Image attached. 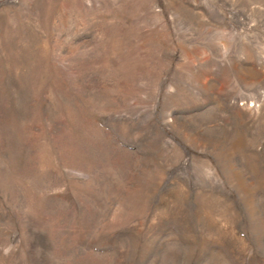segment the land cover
<instances>
[{
    "label": "rangeland",
    "instance_id": "1",
    "mask_svg": "<svg viewBox=\"0 0 264 264\" xmlns=\"http://www.w3.org/2000/svg\"><path fill=\"white\" fill-rule=\"evenodd\" d=\"M0 264H264V0H0Z\"/></svg>",
    "mask_w": 264,
    "mask_h": 264
}]
</instances>
